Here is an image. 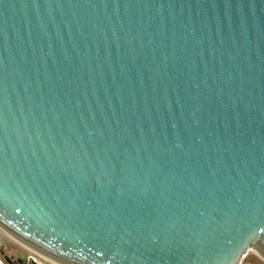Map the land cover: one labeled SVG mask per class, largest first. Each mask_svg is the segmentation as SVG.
<instances>
[{
  "label": "water",
  "instance_id": "1",
  "mask_svg": "<svg viewBox=\"0 0 264 264\" xmlns=\"http://www.w3.org/2000/svg\"><path fill=\"white\" fill-rule=\"evenodd\" d=\"M0 231L50 264L264 257V0H0Z\"/></svg>",
  "mask_w": 264,
  "mask_h": 264
},
{
  "label": "rangeland",
  "instance_id": "2",
  "mask_svg": "<svg viewBox=\"0 0 264 264\" xmlns=\"http://www.w3.org/2000/svg\"><path fill=\"white\" fill-rule=\"evenodd\" d=\"M0 241L3 243L5 253L7 255L12 256L14 260H18L19 258H22L29 261L28 264H31L30 261L33 262L32 260L33 257L40 261L47 262L45 259L40 257L35 252L25 248L17 241L11 240L1 231H0ZM0 264H3L2 261H0ZM242 264H264V258L258 253V250L256 248H253L245 257Z\"/></svg>",
  "mask_w": 264,
  "mask_h": 264
},
{
  "label": "flooded vegetation",
  "instance_id": "3",
  "mask_svg": "<svg viewBox=\"0 0 264 264\" xmlns=\"http://www.w3.org/2000/svg\"><path fill=\"white\" fill-rule=\"evenodd\" d=\"M0 261H2L3 264H23V261L14 260L12 256L7 255L4 251L3 243L1 242V248H0Z\"/></svg>",
  "mask_w": 264,
  "mask_h": 264
},
{
  "label": "built area",
  "instance_id": "4",
  "mask_svg": "<svg viewBox=\"0 0 264 264\" xmlns=\"http://www.w3.org/2000/svg\"><path fill=\"white\" fill-rule=\"evenodd\" d=\"M32 260H33V262L36 263V264H50L49 262H48V263H47V262H43V261H40V260L35 259V258H33V257H32Z\"/></svg>",
  "mask_w": 264,
  "mask_h": 264
},
{
  "label": "crops",
  "instance_id": "5",
  "mask_svg": "<svg viewBox=\"0 0 264 264\" xmlns=\"http://www.w3.org/2000/svg\"><path fill=\"white\" fill-rule=\"evenodd\" d=\"M18 260H19V261L22 260V261H23V264H28V263H29V261H27L26 259L19 258ZM30 263H31V264H36V263H34V262H31V261H30Z\"/></svg>",
  "mask_w": 264,
  "mask_h": 264
},
{
  "label": "bare ground",
  "instance_id": "6",
  "mask_svg": "<svg viewBox=\"0 0 264 264\" xmlns=\"http://www.w3.org/2000/svg\"><path fill=\"white\" fill-rule=\"evenodd\" d=\"M258 253L260 254L259 250H258ZM261 255V254H260ZM262 256V255H261ZM263 257V256H262ZM264 258V257H263Z\"/></svg>",
  "mask_w": 264,
  "mask_h": 264
}]
</instances>
